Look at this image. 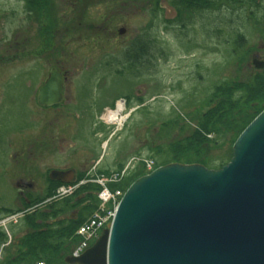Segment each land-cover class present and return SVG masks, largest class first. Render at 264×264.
<instances>
[{
	"label": "rangeland",
	"instance_id": "1",
	"mask_svg": "<svg viewBox=\"0 0 264 264\" xmlns=\"http://www.w3.org/2000/svg\"><path fill=\"white\" fill-rule=\"evenodd\" d=\"M35 1L0 0V145L20 142L21 151L25 153V156L16 157V150L10 149L6 166L2 164L0 168V235L2 233L9 239L0 264L6 256L19 254L14 241L27 232L24 220L35 209L45 211L51 205L78 194V199L84 200L85 193L82 192L92 186L96 189L89 191L99 199L95 213L116 212L129 189H124L123 181L137 168L149 174L166 159L171 161L169 165L192 158L204 165L221 164L229 157L231 161L230 122H216L220 125L216 128L223 133V146L220 148L214 146L212 135L207 136L208 141L202 139L201 119L217 106L209 104L208 99L217 86L230 81L249 87L248 84L257 79L259 85H264V69L258 70L254 65V61L264 62V0L251 9L249 7L250 11L243 7H222L213 12H201L184 25L175 21L176 11L168 5L169 1L175 0H163L165 12L156 13L153 29L154 68L151 71L137 69L135 76L125 74L123 77L113 73L109 81L101 82L82 81L92 75L91 71L80 69L69 54L59 51L60 60H57L59 52L51 51L54 43L49 37L47 24L51 23L56 13L67 12V2L44 0V9H38L41 3L37 5ZM57 3L62 11L56 9ZM36 6L42 12L38 20L34 18L38 12ZM25 13H33V16ZM248 14L262 19L261 24L246 23ZM147 21L146 14L138 12L124 22L118 21L116 26L125 28L130 36L142 31ZM60 30L62 33L63 29ZM236 34L243 35L247 40L243 53L238 57L232 54ZM61 38H64L63 34L55 45L62 48L67 42ZM23 51L36 53L27 54L21 61L1 62V58L12 59ZM85 55L79 54L81 58ZM59 64L71 73L66 85L68 107L79 103L85 107L96 100L99 110L80 115L77 112L80 108L70 110V106L65 111L66 116H61L60 112L52 115L38 109L36 93L50 69ZM101 72L109 71H96L91 77H99ZM251 92V97L257 99L264 95V86L257 92ZM125 96H132L133 105L120 113L123 123H111L110 116L118 112ZM254 99V102L259 100ZM249 111L247 109L244 114ZM231 126L235 127L233 123ZM21 130L24 132L19 134ZM50 131L55 134L51 135ZM41 144L50 148L40 150ZM95 159L96 163L93 162ZM37 165L42 172L51 168L73 167L78 171H91V175L78 181L84 183L82 187L78 182L66 188L59 184L54 186L47 201L31 207L18 195L17 183L24 179L34 184L38 191L44 190L46 181L40 180V177L34 181L30 179L36 171L33 168H39ZM63 188L68 190L67 194ZM106 189L111 194L107 203L101 198ZM74 191L77 192L72 195ZM119 192L122 197L115 206L112 197L116 198ZM88 197L92 199L91 195ZM76 209L65 213L64 218H59L56 223L66 221V218L69 221L79 220L75 216L71 218ZM12 210L17 212H9ZM78 231L74 235L77 243L66 257H72L82 241Z\"/></svg>",
	"mask_w": 264,
	"mask_h": 264
},
{
	"label": "water",
	"instance_id": "2",
	"mask_svg": "<svg viewBox=\"0 0 264 264\" xmlns=\"http://www.w3.org/2000/svg\"><path fill=\"white\" fill-rule=\"evenodd\" d=\"M258 70L264 62L254 61ZM64 76L50 71L39 104L63 102ZM66 175L53 171L62 183ZM66 264H264V111L220 170L171 164L133 183L111 228Z\"/></svg>",
	"mask_w": 264,
	"mask_h": 264
},
{
	"label": "flooded vegetation",
	"instance_id": "3",
	"mask_svg": "<svg viewBox=\"0 0 264 264\" xmlns=\"http://www.w3.org/2000/svg\"><path fill=\"white\" fill-rule=\"evenodd\" d=\"M44 0L35 1L37 5L41 3V7L38 9H44V4L42 3ZM67 2V12L62 14L56 13L51 20V23L47 24L49 29V37L51 42L54 43L51 47V51H61V53H67L70 55L72 62H75L79 66L80 69H86L91 71V76H94L96 71H109V72H101L102 75L99 77H91L90 74L82 81H109L113 73H116L120 76H125V74H131L135 76V71L140 68H147L148 70H152L155 65L156 54H155V41H154V24H155V15L156 13L165 12L163 0H65ZM259 0L258 3H260ZM30 2V1H29ZM50 4V2H49ZM168 5H171L169 1ZM55 6V3H54ZM57 10L62 11V8L59 6V3L56 4ZM37 6L36 10L38 11ZM138 12L145 13L148 17V21L146 22L144 29L140 32H136L127 35V30L125 28H118V21H126L129 19L131 15H137ZM42 12L38 11L34 15L35 19H39L42 17ZM33 16V13H25V15ZM25 17V16H24ZM169 22V21H167ZM60 29H63L61 33ZM63 34L64 38L60 40L67 42L65 47H59L55 44L58 42L60 35ZM129 36V38H128ZM121 38L120 40H118ZM124 41H122L123 39ZM122 41V42H121ZM64 42V43H65ZM121 42V43H120ZM77 43H80L79 45ZM82 45V46H80ZM25 49V47H19ZM36 51H23L21 54L15 55L12 59L1 58V62H14L21 61L25 58V56L35 54ZM56 53V52H55ZM57 53L58 55L61 54ZM88 54L87 56H79V54ZM52 69H58L61 74L64 76L63 82V102L61 104L46 107L39 104L38 95L39 90L44 86L47 82L50 71ZM49 71L47 79L43 82L37 93H36V105L41 112L48 114H56L61 113V116H66V112L69 107L72 108H80L77 112L80 115H84L86 113H90L91 111L99 110V106L97 101L90 102L91 104H87V106H82L79 104L69 105L67 104V82L70 77V71L65 69L61 64L54 65ZM109 73V74H107ZM90 77V79H89ZM109 79V80H108ZM100 84V83H99ZM102 84V83H101ZM105 85V83H104ZM125 101L122 104L123 109L127 111V107L130 108L133 105L132 96H125ZM138 101V98L135 99ZM81 102V100L79 101ZM113 105V104H112ZM111 105V106H112ZM125 107V108H124ZM65 112V113H64ZM58 115V114H57ZM69 115V113H68ZM79 116V115H77ZM53 126V125H51ZM50 126V127H51ZM47 127V126H46ZM54 127V126H53ZM24 130L19 131V134H22ZM43 134V132L41 133ZM51 135L55 133L50 131ZM52 138V137H51ZM54 139V138H52ZM0 145V168H2V164L6 166L8 155L10 149H14V154L16 157L25 156V153H22V147L19 143H9ZM43 144V143H42ZM41 144L40 150H48L50 146L44 147ZM25 150V149H24ZM6 162V163H5ZM96 163V159L93 160ZM38 166V165H37ZM39 168L35 166L33 168V176H30L31 181L40 177V180L46 181V187L44 190L35 189L34 184L29 183V181H24L21 179L17 183V193L20 197H23L28 204H31L28 201V198L32 197H44L51 196V191L53 187L56 185L71 186L74 183H77L80 179H83L84 176L87 177L91 175V171L83 170L78 171L73 167L67 168H51L46 169L43 172ZM26 170H24L25 172ZM53 171H60L65 173L64 179L70 180V183H62L60 181H54L51 179V173ZM49 181V182H48ZM79 183V182H78ZM84 183L79 185H83ZM82 187V186H81ZM78 191L80 190V188ZM39 192V193H38ZM77 191H74L72 195H74ZM41 194V195H38ZM76 217L79 219L80 215L78 212L72 214V217Z\"/></svg>",
	"mask_w": 264,
	"mask_h": 264
},
{
	"label": "trees",
	"instance_id": "4",
	"mask_svg": "<svg viewBox=\"0 0 264 264\" xmlns=\"http://www.w3.org/2000/svg\"><path fill=\"white\" fill-rule=\"evenodd\" d=\"M259 0H175L171 2L172 7L176 11V20L181 25H184L187 20H194L197 14L201 12H213L220 10L222 7L236 8L243 7V9L250 11L252 7L258 5ZM250 7V9H249ZM258 7V6H257ZM248 14L246 18V23L254 22V24H261L262 19L251 16ZM232 54L238 57L242 51L245 49L247 40L241 34H236L232 42ZM263 71V70H262ZM264 79V71L262 72ZM257 80V79H256ZM251 81L248 86L241 85L237 82L230 81L225 84H221L216 87L215 91L210 95L208 103L217 104L216 108L209 111L208 114L205 113L202 117L201 128L204 131L202 139L208 141L207 136L212 135L214 146L219 148L223 146L222 137L223 133L218 130L219 126L216 122L224 123L230 122V133L231 147L234 146L235 142L239 136L244 132V130L264 111V95L258 97L257 101H253V92H257L258 89L264 85L257 82ZM254 99V100H255ZM250 109L246 114L245 111ZM214 111V112H213ZM215 114V115H212ZM211 115V122L209 121ZM232 123L235 127L231 126ZM218 127V128H216ZM200 128V129H201ZM216 128V129H215ZM230 155H233V150L231 149ZM221 161V164L207 163L204 165L203 162L199 160L184 159L180 160L182 165H197L203 164L208 169L220 170L225 167L230 162V157L227 162ZM171 161L165 160L161 165H158L155 169L159 167L169 165ZM223 163V164H222ZM123 168L120 170L122 171ZM145 171L137 168L132 174L128 176L123 181L124 189L129 188L138 179L146 176ZM60 186V185H59ZM95 190V187L90 186L89 189H85L84 200L78 199V195L73 198H68L66 200L60 201L54 206L51 205L45 211L33 210L29 214L24 222L27 226V232L23 235L21 239L15 240L14 245L19 252L18 255H8L2 261L3 264H38V262H45L46 264H66L65 259L68 255L70 249L77 243V239L74 238L75 233L81 227V225L88 221L95 211L98 209L99 199L97 196L92 194L89 190ZM81 193V192H80ZM91 195V200L89 199ZM51 196L28 198L31 202V207H36L37 205L44 203ZM87 198V199H86ZM80 206V207H79ZM76 209L79 213V220L66 221L59 220V218H64L65 213H68L71 209ZM75 211V210H74ZM15 214L17 211H9ZM55 222V223H54ZM0 239V254L4 253V246L7 244L9 239L6 235ZM5 236V237H4ZM13 243V242H12ZM11 243V244H12ZM11 246V245H10ZM6 253V251H5Z\"/></svg>",
	"mask_w": 264,
	"mask_h": 264
},
{
	"label": "built area",
	"instance_id": "5",
	"mask_svg": "<svg viewBox=\"0 0 264 264\" xmlns=\"http://www.w3.org/2000/svg\"><path fill=\"white\" fill-rule=\"evenodd\" d=\"M153 170V169H152ZM151 170V171H152ZM118 177L120 175H117ZM116 176V177H117ZM65 194L68 190L62 189ZM107 190V189H106ZM102 192L101 198L104 202H108L111 199V194L107 190ZM122 197V194L119 192L116 198H113L114 205L116 206L118 199ZM116 212L109 211L107 214H101L100 212L95 213L78 231V236L82 238V241L79 242V246L75 249L72 257L79 258L81 257L99 238L101 231L109 227L114 218ZM1 257V254H0ZM38 264H46L45 262H38Z\"/></svg>",
	"mask_w": 264,
	"mask_h": 264
},
{
	"label": "bare ground",
	"instance_id": "6",
	"mask_svg": "<svg viewBox=\"0 0 264 264\" xmlns=\"http://www.w3.org/2000/svg\"><path fill=\"white\" fill-rule=\"evenodd\" d=\"M122 110H123V105L120 104L118 112H116L113 115H111L110 118H109V121L111 123H116V122L123 123L124 119L123 118L120 119V113L122 112Z\"/></svg>",
	"mask_w": 264,
	"mask_h": 264
}]
</instances>
